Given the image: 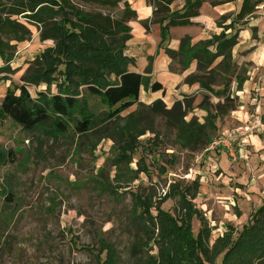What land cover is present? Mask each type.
<instances>
[{
  "label": "rangeland",
  "instance_id": "374dc122",
  "mask_svg": "<svg viewBox=\"0 0 264 264\" xmlns=\"http://www.w3.org/2000/svg\"><path fill=\"white\" fill-rule=\"evenodd\" d=\"M1 1L13 5L26 0ZM71 1L85 12L118 14L91 0ZM251 2L257 4L255 11L264 6V0ZM232 15L219 20L224 24L231 20L221 27L226 30H220V34L239 35L247 29L251 39L257 40L256 28L251 24L257 25L255 20L261 15L254 13L252 20L244 18L247 22L244 19L233 22L235 14ZM13 19L26 25L31 37L17 43L15 58L9 65L11 73L3 71L0 59V101L7 90L23 85L20 79L33 68L35 56L53 46L52 41H40L39 27L28 24L21 16ZM219 21L217 25L221 24ZM19 45L25 46L24 49L18 48ZM208 50L214 51L212 47ZM254 52V47L244 50L236 49L235 45L225 63H229V68L218 57L207 69L197 70L193 75L208 84L209 89L200 88L198 94L173 99L168 106L165 104L166 108L187 99L189 106L183 105V120L203 123L206 108L214 114L217 108L226 112L227 105L238 107L240 90L236 78H244L252 66L249 59ZM45 89L50 94L57 92L56 85L47 87L44 83L38 88L27 87L32 98L37 97V90ZM84 98L97 118L94 129L85 135L70 129L65 136H53L45 127L28 133L10 120L0 124V149L8 153L6 163L0 167V264H98L104 259V253L101 256L98 253L101 245L115 250L117 264H144L149 257L157 255L158 248L142 237L137 223L140 210L135 207L132 194L155 202L177 186L188 187L198 182L192 203L199 217L192 218V231L196 237L205 221L211 230L210 246L228 226L240 232L250 213L261 206L264 149L249 145L245 139L250 133L263 139L257 130L263 132L261 127L264 130V90L251 91L254 101L248 108V118L255 127L245 128L244 123L235 122L231 114L237 107L226 115L217 113L216 130L209 144L197 151L178 141L177 129L169 119L152 110L154 101L144 89L133 106L111 121L105 118L107 108L98 97L85 94ZM128 117L140 129L147 130L137 140L130 163L121 159L115 143H125L126 138L121 139L117 133ZM233 131L236 136L229 148L236 160L230 157L227 148L214 145ZM142 165L146 172L141 171ZM161 209L178 217L176 199L167 200ZM151 212L156 216L155 209ZM220 260L217 259V264Z\"/></svg>",
  "mask_w": 264,
  "mask_h": 264
},
{
  "label": "trees",
  "instance_id": "16d2710c",
  "mask_svg": "<svg viewBox=\"0 0 264 264\" xmlns=\"http://www.w3.org/2000/svg\"><path fill=\"white\" fill-rule=\"evenodd\" d=\"M90 1V0H89ZM116 11L118 14L85 12L74 6L71 0H26L24 3L5 4L0 0V59L3 71L11 73L10 63L14 59L16 44L31 37L28 27L14 16L23 17L28 24L39 27L40 41H52L53 46L45 48L34 58V66L21 77L23 85L14 90H7L0 101V124L10 120L21 130L32 133L45 127L49 135L65 136L70 129L78 135H85L94 129L97 118L90 112L85 94L98 97L107 108L105 118L116 120L119 114L133 106L141 90L157 92L162 86L151 83L149 66L144 75L130 72L128 68L134 61L125 54L126 43L130 39L128 22L136 18L124 0H91ZM166 4L171 0H159ZM203 0H185L182 10L168 12L166 7L154 11L153 22L160 24L161 42H165L170 27L190 24V19L198 15ZM231 2L232 0H225ZM159 4L156 2V6ZM257 4L251 0H242L240 9L233 22L242 20L254 12ZM114 9V10H113ZM156 14V17H155ZM157 14L159 15L157 17ZM161 14V15H160ZM147 27V23L143 22ZM220 26V24L218 23ZM230 25L228 28H231ZM224 30H226L224 28ZM237 33L224 36L223 33L190 47L188 38L180 43L177 52L166 49V54L175 60L183 58L185 67L188 59H196L197 70L207 69L218 57L222 65L231 57V50L237 44ZM14 43V44H12ZM212 47L213 52L208 48ZM237 88L242 89L244 78L237 77ZM56 85L55 94L37 90V97L32 98L28 86L38 88ZM186 84L199 83L200 88L209 89L208 84L196 76L185 79ZM189 106L187 99L175 102L170 109L157 99L151 104L152 110L170 120L178 133V141L197 151L210 142L211 134L216 130L214 124L217 113L226 115L237 106L227 105L226 112L217 108L213 114L208 108L203 123L191 119L185 122L183 105ZM127 118L117 134L126 141L118 145L121 159L130 163L131 156L138 146L137 140L145 135L146 129H140L134 120ZM132 118V116H131ZM129 151L130 154H125ZM8 153L0 149V167L7 161ZM143 172H146L144 165ZM198 182L188 187L177 186L169 190L159 200L132 194L134 205L140 210L137 216L142 237L146 242L157 245L156 256L149 257L144 264H264V198L261 206L249 215V220L240 232L230 226L226 232L214 240L210 246L211 230L202 221V228L195 237L191 221L199 217L192 203L198 192ZM169 199H176L179 214L175 217L161 209ZM155 209L156 216L151 210ZM99 256L104 259L98 264H117V255L108 245H101ZM99 261V260H98Z\"/></svg>",
  "mask_w": 264,
  "mask_h": 264
},
{
  "label": "crops",
  "instance_id": "0c3cea01",
  "mask_svg": "<svg viewBox=\"0 0 264 264\" xmlns=\"http://www.w3.org/2000/svg\"><path fill=\"white\" fill-rule=\"evenodd\" d=\"M124 1L127 2L130 9L136 14V18L129 21L127 24L130 29V39L126 43L125 54L134 61V65L130 66L128 70L144 75L146 69L150 66L151 70L149 77L151 83H159L164 91V94L162 91H147L152 97L151 101L160 99L168 106L172 103L173 99L178 100L179 98H183V96L198 94V92H200L199 85L196 83H185L186 78L197 72V60H186L185 62L187 65L184 67L183 58L177 57L175 60H172L166 54V49L177 52L184 38H188L190 47H194L210 39L212 36L220 34V30H224V28L222 29L221 27L228 25L231 20L226 21L225 24L219 20H221L222 17L227 18V16L232 18L233 13L236 16L242 0L240 2L237 0L234 4L233 2L226 1L223 3H211L203 0L198 9V15L190 19V24L170 27L167 39L163 43L161 42L160 24L153 22L154 11H156L158 7H166L168 8V12L164 13V16H166L172 12L182 10L185 5V0H171L168 4L159 0ZM156 2L159 6H156ZM262 8L264 9V6ZM261 9H257V11L254 10L251 15L246 16L252 20V15L254 13L256 15H261V17L255 20L257 25L251 24L256 28L257 40L251 39L250 32L247 29L237 35L238 44H236V49L242 47L244 50L255 48V52L249 59L252 66L245 72L242 89L238 95L239 105L237 110L231 114V117L235 118V122L238 123V121H240L244 123L245 128H249L254 123V121H250L248 118V108L252 106V102L254 101L251 98V91L256 90L260 92L264 90V46H261L262 44L264 45V17L262 16L263 10L260 11ZM158 16L157 14V17ZM218 21L221 23L220 26L217 25ZM244 21L247 22L246 19H244ZM143 22L147 23V27L143 26ZM24 47L25 46L21 45L18 46L20 49H24ZM13 60L11 62H13ZM260 84L262 85L261 87ZM254 106L255 105H253V107ZM261 130L263 132H260L259 129L257 132L261 135L263 134V139L260 138V135L250 133L245 140L249 145H255L259 149H264V130L262 127ZM261 203L262 201H260V204Z\"/></svg>",
  "mask_w": 264,
  "mask_h": 264
},
{
  "label": "built area",
  "instance_id": "2783aa9c",
  "mask_svg": "<svg viewBox=\"0 0 264 264\" xmlns=\"http://www.w3.org/2000/svg\"><path fill=\"white\" fill-rule=\"evenodd\" d=\"M236 136V131L231 132L230 134H227L224 138L218 140L214 143L215 147L223 146L227 148V151L229 152L230 157L233 158V160H236V156L232 149H230V141Z\"/></svg>",
  "mask_w": 264,
  "mask_h": 264
}]
</instances>
